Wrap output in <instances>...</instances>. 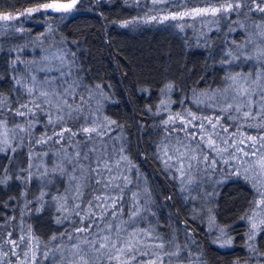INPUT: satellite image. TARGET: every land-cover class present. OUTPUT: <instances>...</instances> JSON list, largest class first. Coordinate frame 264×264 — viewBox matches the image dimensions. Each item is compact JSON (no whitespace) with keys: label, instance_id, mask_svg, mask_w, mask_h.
Segmentation results:
<instances>
[{"label":"trees","instance_id":"trees-1","mask_svg":"<svg viewBox=\"0 0 264 264\" xmlns=\"http://www.w3.org/2000/svg\"><path fill=\"white\" fill-rule=\"evenodd\" d=\"M43 3L71 4L72 0H0V16L19 18L10 23L12 27L0 40V119L6 117L12 125L19 105L30 104V94L19 78L24 71L15 57L17 50L21 52L32 44L29 37L42 34L49 44L45 47L65 50L72 61L73 81L78 84L74 87L75 96L91 101L94 88L103 91L107 126L110 133L120 135L131 173L122 170L115 178L117 170L104 172L101 184L111 179L119 189L102 188L90 173L80 187L82 195L76 198L77 190L72 189L74 193L67 194L66 206L61 209V187H50L45 195V200L53 199L51 205L32 198V190L40 185L32 180L27 185V174L17 170L18 162H24L25 157L0 153V264H16L21 257L24 259L26 251L35 253L34 264L77 261L69 247L77 238L76 229L88 226L84 216L88 202L94 203V197L105 194L118 198L116 208L109 207L107 211L110 219L119 216L123 221L134 209V195H140L144 206L141 233L155 235L148 241L151 248L143 249L148 255L136 253L131 264H148L152 260L160 264L157 256L162 257L163 264H178L179 260L189 261L188 264H262L264 223L252 235V215L264 206L260 203L264 197L257 193L258 188L264 192V186L243 169L224 166L225 173L216 174L222 180L213 185L214 193L210 196L209 191L208 196L216 224L230 240L228 247H222L205 221L194 217L191 199L162 156V144L172 137L169 118L177 113L204 112L202 95L225 85L233 54V46L226 39L227 25L205 31L187 21L152 19L157 11L194 9L201 5L199 0L172 1L164 4L163 10L151 5L150 0H76L67 12L48 9L28 14V9ZM254 3L259 0H244L237 14H250L249 20H264V15L255 11ZM22 25L27 28L26 34L17 33ZM240 33L242 30L236 31L235 37ZM22 56L26 61L31 54L22 51ZM165 92L172 102L170 115L160 109ZM22 117L28 124L32 116L27 113ZM166 120L169 123L165 124ZM85 122L90 121L82 115L68 119L79 138L80 125ZM62 124L65 123H58L57 128ZM47 135L53 136L52 132ZM105 147L111 156V143H105ZM97 210H93L95 221L99 220L97 213H101ZM54 236L57 239L53 240ZM161 242L163 249L156 247ZM173 250H181L182 259L175 262L165 255ZM52 258H56L55 262ZM108 264L117 261L110 260Z\"/></svg>","mask_w":264,"mask_h":264},{"label":"rangeland","instance_id":"rangeland-1","mask_svg":"<svg viewBox=\"0 0 264 264\" xmlns=\"http://www.w3.org/2000/svg\"><path fill=\"white\" fill-rule=\"evenodd\" d=\"M172 1L176 0H150V3L151 5H156L157 7L159 6V10H163L162 6ZM236 2L237 0H199L201 5L195 7L194 9L171 13H162L161 11H157V15H154L152 19L162 21L174 20L177 23L187 21L192 24L195 23L197 28L205 29V31L218 28L223 23L227 25L226 30L229 34L226 39L233 46V54L230 59L231 63L228 69V77H237L238 81L241 77H243L248 81V83L245 84V87H249L250 85V91L255 93L253 96L254 107L252 109L253 114L255 115L257 107L259 106L261 90L264 89V55H261V53L264 52V20H249L250 14H246L247 12H245L246 15L237 14L243 6L244 0H240L241 7L237 11H223V7H226L229 3L235 7ZM257 4L259 3L253 4L255 11L264 15V12H260L256 9ZM260 7H264V5H260ZM213 9H220V11L213 14ZM196 10L203 11L200 15H197ZM174 15L177 17L176 19L172 18ZM181 16L182 18H180ZM9 17L10 18L8 20L0 19V40L1 36L8 32L6 29L8 27H12L10 23H15L19 19L15 18L13 15H10ZM238 30H242V33L235 37L234 34ZM25 32H27V28H25L24 25H22V27H18L17 33L26 34ZM11 34H13V32H11ZM29 38H32L30 42L34 44L35 47L31 46L32 44H29L27 46L28 48L22 51H25L26 53L29 52L31 57L28 56L27 60L24 61L22 51L19 52L17 50V52L15 51V62L17 65H20L24 71V74L20 73L19 76L22 87L26 91H28V89H33L30 94V104L28 106L29 109H32L31 112H28L32 117L28 124L27 119H24V117L20 115H15L17 120L12 125V122L10 123V119L6 117L0 119V122H6L7 125L5 128L3 124H0V141L4 139L2 133L7 130L8 144L11 145V147H8V145L0 144V147L5 149L4 151H0V153L6 154L12 152L11 154L13 155L17 153L19 158L25 157L24 162L21 161V159V162H18L17 170H22L25 174H27V185L32 184L31 180L36 181L34 183L37 186L40 185L38 189L32 190V198L38 201H49V204L51 205V202L53 203V199L45 200V195L49 191L50 187H55V190H58L61 187L62 193L58 197V201L61 202L60 207L63 209L68 200L67 194L74 193V190L72 189H80L83 185L82 182L84 181L85 176L90 175L89 165L92 164L93 167L95 166L93 164L94 157L103 155L110 164L111 168L117 170L114 173L115 178L122 170H126L128 173H131V167L129 166L127 158L122 159V157L126 156L123 152L124 145L120 135L117 134V132L113 134L109 131V127L107 126L108 123L104 115V108L106 104L105 97H103L104 93L103 91L98 90L97 87L92 90L91 101L83 98V102H81V100L79 103L74 102V107L80 109L78 116L82 115L90 121L85 122L86 124H81L80 126H95L97 128H102L104 134L101 136L93 135V139L89 144V147L96 148V152L93 154L89 153V158L85 160L83 159L82 148L84 141L82 138H79L77 135L69 137L67 131H64L63 139H59L54 135V133H59L62 129H71L72 131L73 129L68 123L67 116H65L63 120V123L65 124H62L60 125V128H57V124L60 123L57 120V116L63 115L62 112L57 111V99L50 96L49 99H51L52 102L44 103V98L39 96V92L48 91L51 93V86L43 84L42 81L45 78L55 80L57 77H60L61 71L65 73L71 72V76H64L60 78L62 81H67L68 84L71 85L74 80L72 61L68 58L65 50L57 47H45L49 44H47L44 37H42V34H37L36 36ZM228 77L226 78L225 85L222 88L202 95L200 101H202L201 104L206 107L204 108V112H199L197 114L192 113L198 118H211L214 122L217 117H219V124H217L216 131L219 133L220 138H214L216 139V144L220 148L225 147L222 143V139H227L228 135L233 133L238 125H245L240 128V134L243 136H264V128L247 127V124L262 123L260 118L255 121L248 120L245 122L244 120L237 119L239 114L234 110L224 111V109H227L228 104L231 103L235 105L240 103L239 99H234L236 93L229 87L233 81L229 80ZM59 87L60 84L58 83L57 91H59ZM74 89L75 88L72 89V94L75 96ZM226 89L227 91H225ZM31 102H35V105H39V107H35ZM69 103H73V101L69 99ZM171 108L172 102L169 94L165 92L160 109L165 112V115H170L172 114ZM188 113L189 112H187V114H181V117H183L185 121L189 118ZM171 117L175 118V116ZM230 117H232V119H230ZM50 119L53 123H49ZM200 122V119L194 121L197 125ZM16 125H19L20 128H17ZM221 126L227 128L228 133H224L221 130ZM39 127L42 128L39 129ZM170 127L172 137L169 141H167V143L162 144V148L167 146V155H165V152L162 151L163 161L172 172H176L177 177L181 182L182 190L185 195L191 199L194 217L200 221H205L207 227L213 231L217 244L222 247H228V245H230V240L227 233L216 224L213 205L209 201L208 193L210 191L209 194L211 196L214 193L213 185L221 182L222 179L218 178L216 174L225 173L223 172L225 171L224 166H227L230 169H233L234 167V169H237L238 171L243 169L244 172L246 171L255 179L258 185L264 186V170H261L259 165L255 163V161L259 160L260 157L264 155V148H262L258 142L256 144V148L259 149V151L256 152L255 156H243L241 153H237V159H232L230 157L229 153L232 149L222 152L221 154L211 152L207 149H205L204 152H201L200 149H197L195 152L197 160L191 161V168L188 167L189 157L192 155L190 152L183 158V167L181 168L180 162L177 161L176 155L173 153V148L181 147V141L185 144L190 142L191 145L195 147L197 141L191 140L190 134L194 132L199 134L200 130L192 127H187L186 131L182 130L181 122L179 120L175 123L170 120ZM21 129H23V131H21ZM48 132H52L53 136L47 135ZM204 134L206 136L208 132L205 131ZM48 137H52V139H48ZM41 139L46 140V143L38 142ZM233 139H235V137H233ZM105 143H111L113 150V154L111 156H114L113 158H111L110 154H108L109 150H106ZM228 143L231 144L232 140L229 139ZM248 143V141H245V150H248ZM183 150L184 149L181 148V151ZM75 151H81V157L79 160L74 158L73 154ZM22 152L24 155L21 154ZM202 155H207L209 161L214 159L216 161L215 165L210 166L209 163L199 159ZM169 157H171V159H169ZM73 177H75V179H73ZM132 204L134 205V209L131 210L130 217L127 220L123 221L119 216L118 218L110 219L109 212H107V214L105 213L103 220V218H101L102 213H97V215H99V220L91 225L92 233L82 234L76 231L78 235L74 243H80V247L87 253L85 258L89 260V264H108L110 261L107 256L109 250L102 249L97 252L94 248H90L83 243L85 239L95 241L98 245L102 242L101 237L104 235L110 236L113 241H115L118 237L120 240H128L132 238L131 233L136 232V249L134 250V254L143 252V249L151 248L150 244L152 243H149L148 241L154 238L155 235L148 234L147 232V235L146 233H141V213L144 211V206H142L143 204L140 201V195H134ZM109 207L111 208L110 205L108 206V209ZM98 211L100 210L98 209L97 212ZM252 218L253 224L256 225V228H253L252 230V235H254L262 222H264V206L258 208V210L252 215ZM148 223L149 220L147 219L146 227ZM142 237L146 238L143 239ZM69 247H72L73 250L72 257L78 261L79 258L74 255L75 249H73L72 244ZM117 247H120V245L117 244ZM177 251L178 250H173L170 252L174 253ZM180 251L178 252L180 253ZM15 252L18 254L17 251ZM25 253L27 255H25ZM33 253V251L24 252V259L22 260L21 257L15 263L34 264L33 261H35V253ZM168 258L174 260L175 262L178 258L182 259L179 255H170V253ZM53 259L54 258H52V261L55 262L56 258L54 260ZM178 262V264H188L189 261L179 260ZM261 263L264 264V258Z\"/></svg>","mask_w":264,"mask_h":264},{"label":"snow or ice","instance_id":"snow-or-ice-1","mask_svg":"<svg viewBox=\"0 0 264 264\" xmlns=\"http://www.w3.org/2000/svg\"><path fill=\"white\" fill-rule=\"evenodd\" d=\"M76 0H72L71 4H56V3H43L37 6L36 8L28 9V14H31L35 11H41V10H48L51 9L55 12H67L71 8L75 6ZM260 5H264V0H259V4L256 5V9L260 12H264V7H260ZM241 7L240 0H237L235 3V7L231 3H229L226 7H223L224 12L229 11H237ZM203 10H196V14L200 15ZM220 9H213V14L219 12ZM10 17L8 15L0 16V19L8 20ZM173 19H176L177 17L174 15L172 17ZM182 18V16L180 17ZM261 55H264V52L261 53ZM250 58V57H249ZM46 71V70H45ZM59 71V70H58ZM64 76H71V72H60V77H57L55 80L45 78L42 83L47 84L51 86L52 92L48 91H41L39 92V96L43 97L44 103H51V99L49 97H55L57 99L56 107L58 112H62L63 115H58L57 120L59 122H63L65 116H67L68 119H75L76 116L79 115L80 109L77 107H74L75 100L79 99L81 102H83V97H77L72 94V89L78 84L76 81H72V84L69 85L67 81H62L60 78ZM229 80L233 81L232 84L229 85L230 88L233 89V91L236 93V96L234 99H239L240 103L238 104H228L227 109H224V111L227 110H234L239 114L237 119L244 120L247 122L248 120L255 121L258 118L262 120V123L260 124H247V127H257V128H264V89L261 90V94L259 97V106L257 107L256 114H253V96L255 93L253 91H250V85L249 87H245V84L248 83L247 80H245L243 77L240 78V80H237V77H228ZM60 84L59 91H57V84ZM171 87V86H169ZM33 89H28L29 94H31ZM227 91V89L225 90ZM69 99L73 101V103H69ZM202 102V101H200ZM35 107H39V105H35V102H32ZM20 109H25L26 111H21ZM66 110V111H65ZM32 109L28 108L27 104H21L16 110V114L20 116L26 115L28 112H31ZM188 119L185 121L183 117L179 113L176 114V117H170L169 119L175 123L177 120L181 122L182 130L187 129V127H192L194 129H199V134L192 133L190 134L191 140L197 141L195 147L191 145V143L185 144L183 141L180 142L181 147L173 148V153L176 155L177 161L180 162L181 168L183 167V158L186 157V155L190 152L192 155L189 157V163L188 167L191 168L192 160H197V156L195 155V152L197 149H200L201 152H204L205 149L221 154L222 152L229 151V149H232V151L229 153L230 157L232 159H237V153H241L243 156H255L256 152L259 151V149L256 148V144L259 142L261 147L264 148V136H243L240 134V128L244 127L245 125H238L237 128L233 133H230L228 135L227 139H222V143L225 145L224 148H220L216 144V138L219 137V133L216 131L217 124H219V117L215 120V122L211 118H198L192 113H188ZM197 119H200L201 122L197 125L194 123ZM232 119V117H230ZM207 128H206V124ZM49 123H53V121L50 119ZM114 123V122H113ZM169 123L168 120L165 121V124ZM0 124H3V126L6 128V122H0ZM17 128H20L19 125H16ZM221 130L224 133H228V129L221 126ZM23 131V129H21ZM64 131H67L69 134V137H74L77 135L76 132H73L71 129H62L59 133H54L55 136H57L59 139H63ZM205 131L208 132V134L205 136ZM79 132L82 134L81 138L84 141L83 143V159L87 160L89 158V153H95L96 148L95 147H89V144L91 143L94 136H101L103 135L102 128H97L95 126L93 127H87V126H81L79 129ZM4 139L0 141V144L8 145V147H11V145L8 144V132L7 130L2 133ZM235 137V139H233ZM48 139H52V137H48ZM229 139L232 140V143L229 144ZM245 141H248V150H245ZM40 143H46V140L41 139L38 141ZM181 148L184 150L181 151ZM5 149L3 147H0V151H4ZM14 151V149H13ZM162 151L165 152V155H167V146H164L162 148ZM74 158L79 160L81 157V151H75L74 152ZM122 159H126V157H122ZM171 159V157H169ZM199 159L203 160L206 163H209L210 166H214L216 161L213 159L212 161L208 160L207 155H202L199 157ZM256 164L259 165L261 170H264V155L260 157L259 160L255 161ZM93 164L89 165V172L92 174V179L96 184H101V178L103 177V174L105 171L111 174L112 168L110 164L107 162L106 158L101 156H96L93 158ZM75 179V177H73ZM101 187L104 189L115 187L116 189H119L120 186L118 184L113 185L112 180L104 181L103 184H101ZM257 193L264 197V192H261L260 189H257ZM82 193L80 192V189L77 188V197L81 196ZM123 197H119V199H122ZM94 203L92 201L88 202L87 210L84 212V216L88 220V226L87 227H80L77 228L76 231L80 233H92V227L91 225L95 223V217L96 213L93 211L94 209H99L102 213L101 218H103V213L108 211V206L110 205L111 208L115 209L116 204L118 202L117 197H112L110 195H99L94 197ZM261 204H264V199L260 200ZM78 208L79 205H76ZM113 216H115V212L112 213ZM79 215V213H77ZM81 223L83 224V219L81 220ZM264 223V222H262ZM253 228H256V225H252ZM131 237L128 240H120L119 237L113 241L110 236L104 235L101 237V241L98 245L97 242L91 241L88 239H85L83 243L87 245L90 248H94L97 252L101 251L102 249H108V259L109 260H116L117 264H131L132 260L136 259V256L134 254V250L136 249V232L131 233ZM53 240L57 239V237H52ZM142 242V241H141ZM14 243V242H13ZM117 244L120 245V247H117ZM156 247L163 249L164 243L161 242ZM73 248L75 249L74 255L77 256L79 259L78 261L70 262V264H89V260L85 258L87 253L80 247V243H74ZM143 255H148L147 252H143ZM25 255H27L25 253ZM165 255H169V253H165ZM170 255H179V252L170 253ZM121 256H124L125 258L121 260ZM45 259H47V256L45 255ZM157 260H160V264H163L162 257L157 256ZM148 264H156V260L149 261Z\"/></svg>","mask_w":264,"mask_h":264}]
</instances>
